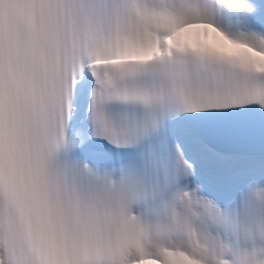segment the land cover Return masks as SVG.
<instances>
[{
    "label": "snow or ice",
    "instance_id": "obj_1",
    "mask_svg": "<svg viewBox=\"0 0 264 264\" xmlns=\"http://www.w3.org/2000/svg\"><path fill=\"white\" fill-rule=\"evenodd\" d=\"M0 264H264V0H0Z\"/></svg>",
    "mask_w": 264,
    "mask_h": 264
}]
</instances>
